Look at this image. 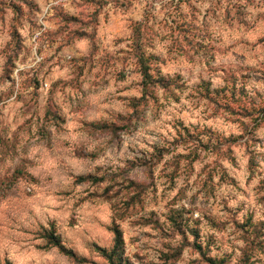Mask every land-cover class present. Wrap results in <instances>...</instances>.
I'll use <instances>...</instances> for the list:
<instances>
[{
    "label": "clouds",
    "instance_id": "1",
    "mask_svg": "<svg viewBox=\"0 0 264 264\" xmlns=\"http://www.w3.org/2000/svg\"><path fill=\"white\" fill-rule=\"evenodd\" d=\"M0 264H264V0H0Z\"/></svg>",
    "mask_w": 264,
    "mask_h": 264
}]
</instances>
